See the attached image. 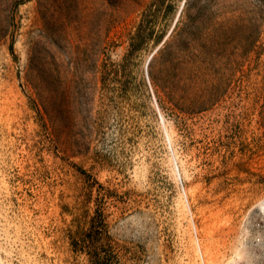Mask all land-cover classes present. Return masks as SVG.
<instances>
[{"label":"rangeland","instance_id":"1","mask_svg":"<svg viewBox=\"0 0 264 264\" xmlns=\"http://www.w3.org/2000/svg\"><path fill=\"white\" fill-rule=\"evenodd\" d=\"M151 1L0 0V264H87L93 219L118 264H264V0H200L207 104L150 49L101 83Z\"/></svg>","mask_w":264,"mask_h":264},{"label":"trees","instance_id":"2","mask_svg":"<svg viewBox=\"0 0 264 264\" xmlns=\"http://www.w3.org/2000/svg\"><path fill=\"white\" fill-rule=\"evenodd\" d=\"M207 5H200V0H184L183 6L172 25L168 29L169 21L175 12L173 0H152L144 9L140 20L135 27V31L128 38L127 52L123 56L121 63L111 67L103 65L101 71V83L106 84L110 76H118L129 66L132 58L144 50H153V54L148 62V68L154 62H160L165 69V77L171 85L174 103L188 101L190 104H207L213 99V94L204 92L198 88L189 91V88H177L173 79L180 72L187 80L196 84L203 83L207 72L213 70V55L216 52L215 45L218 44L219 35L216 28L212 34H206L209 20H205ZM195 10L196 14L189 13ZM199 44L198 52L195 43ZM207 44V46H206ZM200 55H204L201 58ZM174 61H178L176 64ZM115 77H112L115 80ZM119 77L117 80L120 88L125 87L124 80ZM179 89V90H178ZM176 91L181 95L176 96ZM207 93V94H206ZM191 95V96H189ZM71 250L75 254H81L86 258L87 264H118L116 254L112 251L110 236L106 233L103 224L99 221L91 220L86 231H74L69 234Z\"/></svg>","mask_w":264,"mask_h":264}]
</instances>
